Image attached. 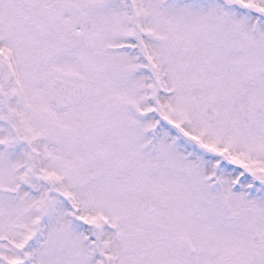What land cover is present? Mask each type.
Masks as SVG:
<instances>
[{"label": "snow or ice", "instance_id": "1", "mask_svg": "<svg viewBox=\"0 0 264 264\" xmlns=\"http://www.w3.org/2000/svg\"><path fill=\"white\" fill-rule=\"evenodd\" d=\"M0 264H264V0H0Z\"/></svg>", "mask_w": 264, "mask_h": 264}]
</instances>
